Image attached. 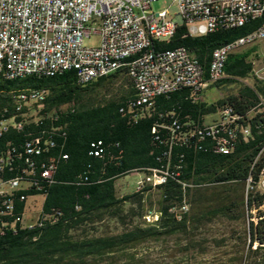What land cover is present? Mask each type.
<instances>
[{
  "label": "trees",
  "instance_id": "trees-1",
  "mask_svg": "<svg viewBox=\"0 0 264 264\" xmlns=\"http://www.w3.org/2000/svg\"><path fill=\"white\" fill-rule=\"evenodd\" d=\"M259 20L202 34H188L180 23L168 40H154L152 46H184L205 77L211 50L249 32ZM239 46L226 53L222 76L209 82L226 88L211 102L193 99L187 87L179 86L156 94L149 106L131 104L135 91L124 66L86 82H78L72 68L1 79L0 117L13 115L21 123L0 131V151L13 148L0 178L18 175L24 186L6 193L12 209L0 213V264H153L129 248L178 234L184 239L180 252H203L206 238L195 234L215 216L242 222L232 264H264V191L258 185L264 172V78L253 69V48L236 50ZM117 79L124 84L103 91ZM25 87L44 89L40 107L14 108L12 94ZM225 105L247 132L237 131L232 148L222 153L196 129L207 123L203 116ZM33 137L40 150L28 155V165L23 143ZM97 140L99 150L93 153L91 143ZM48 158L54 162L49 179L39 175L40 163ZM151 168L165 169V180L129 190L116 183L128 172L144 175ZM204 184L214 190L202 193ZM150 188L158 193L155 209L143 204V192ZM33 193L42 194L36 218L14 220ZM181 201L187 208L177 216ZM153 212L155 219H144ZM212 238L223 244V237Z\"/></svg>",
  "mask_w": 264,
  "mask_h": 264
},
{
  "label": "built area",
  "instance_id": "built-area-1",
  "mask_svg": "<svg viewBox=\"0 0 264 264\" xmlns=\"http://www.w3.org/2000/svg\"><path fill=\"white\" fill-rule=\"evenodd\" d=\"M152 1L0 0V80L35 73L52 75L72 68L76 80L86 82L122 67L114 66V58L123 57L125 72L135 91L131 104L149 106L156 94L166 95L179 86L187 87L189 96L196 99L207 83L222 76L228 51L264 36V0H173L177 9L172 14L165 8L153 10ZM257 17L260 20L252 30L211 50L205 77L196 58L184 46L178 45L176 52L152 46L154 40H168L180 23L185 24L188 34H202ZM90 33L99 35L96 45L83 44V37ZM44 94L40 87L21 88L12 94L14 108H38ZM262 103L259 99L258 104ZM261 110L264 116V107ZM235 119L236 115L225 105L214 120L200 125L196 133L209 136L214 149L226 153L232 148L237 131L247 132L245 127L237 126ZM20 123L13 115L0 117V131ZM37 142V137H33L23 143L28 165V155L40 150ZM98 143L99 140L91 143L93 153L99 150ZM12 149L0 151V172L9 164ZM53 168L54 162L48 158L40 163L39 175L49 179ZM166 174L165 169L151 168L136 179V188L161 183ZM263 178L264 172L258 179L259 186H264ZM20 186L24 184L18 175L0 178V213L10 212L12 200L6 193ZM186 208V202L181 201L176 215ZM143 216L148 221L157 214ZM14 220L24 222L22 213L15 215Z\"/></svg>",
  "mask_w": 264,
  "mask_h": 264
},
{
  "label": "rangeland",
  "instance_id": "rangeland-1",
  "mask_svg": "<svg viewBox=\"0 0 264 264\" xmlns=\"http://www.w3.org/2000/svg\"><path fill=\"white\" fill-rule=\"evenodd\" d=\"M153 10L165 8L167 12L173 13L176 11V4L173 0H154L150 4ZM176 20L178 16H176ZM84 45H96L99 41V35L97 33H90L88 36H84ZM252 47L257 54L253 60V69L257 76L264 78V36L254 39L251 42L245 43L239 46L236 50L246 49ZM124 84L117 79L115 82L108 84L103 91L111 92L116 90L120 85ZM217 90L214 86L207 88L205 97L207 100H211L215 97ZM215 113H209L205 115L208 119ZM143 176L142 171H131L116 179V183L120 184L124 189H131L135 184L136 179ZM264 179V178H263ZM264 183V181H263ZM264 191V186H259ZM214 190L212 185L204 184L201 186V191L204 194L211 193ZM144 208L155 209L158 203V193L155 188H150L144 192ZM42 200L41 193L28 194L25 197V207L22 217L24 222L32 221L40 208ZM264 209V202L261 205ZM242 227V222L232 221L222 216H215L208 221L203 228L195 234L197 237H205L207 248L203 252L188 250L186 252H180L184 239L178 234L167 235L158 239H146L135 243L129 249L137 254H140L147 263L153 264H232V250L236 245V232ZM212 237H223V244L217 245ZM101 260L99 264L104 263Z\"/></svg>",
  "mask_w": 264,
  "mask_h": 264
},
{
  "label": "crops",
  "instance_id": "crops-1",
  "mask_svg": "<svg viewBox=\"0 0 264 264\" xmlns=\"http://www.w3.org/2000/svg\"><path fill=\"white\" fill-rule=\"evenodd\" d=\"M211 86H213V85H211V83H207V85L204 88H202V90L200 91L197 99L200 101H203V102H211V101L215 100L217 97L221 96L222 94H226V88H216L214 86L217 90V93H215V97L213 96V98L211 100H207L205 97V93H206L207 88H209ZM212 113H215V115L210 116L208 119H206L205 116H203V121L204 122H210V121L214 120L217 117L218 112L216 110L215 112H212Z\"/></svg>",
  "mask_w": 264,
  "mask_h": 264
},
{
  "label": "bare ground",
  "instance_id": "bare-ground-1",
  "mask_svg": "<svg viewBox=\"0 0 264 264\" xmlns=\"http://www.w3.org/2000/svg\"><path fill=\"white\" fill-rule=\"evenodd\" d=\"M177 50H178V46L177 47H173V48L164 49L165 52H176ZM114 66H124L123 57L114 58ZM34 75H39L40 76V75H44V74L43 73H35Z\"/></svg>",
  "mask_w": 264,
  "mask_h": 264
}]
</instances>
